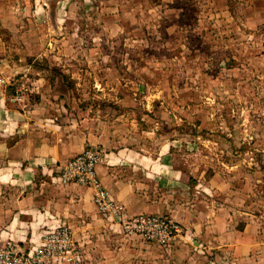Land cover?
<instances>
[{
  "label": "rangeland",
  "instance_id": "obj_1",
  "mask_svg": "<svg viewBox=\"0 0 264 264\" xmlns=\"http://www.w3.org/2000/svg\"><path fill=\"white\" fill-rule=\"evenodd\" d=\"M253 1L90 0L71 26L59 19L36 46L23 42L41 56L14 59L19 70L0 85L15 109L47 103L68 126L103 138L85 149L103 159L125 148L162 155L192 187L244 175L246 208L261 211L264 187L249 182L258 172L264 185V23L243 22ZM65 162L39 181L72 185L58 180ZM254 193L263 199L253 208ZM79 256L66 264L91 263Z\"/></svg>",
  "mask_w": 264,
  "mask_h": 264
},
{
  "label": "crops",
  "instance_id": "obj_2",
  "mask_svg": "<svg viewBox=\"0 0 264 264\" xmlns=\"http://www.w3.org/2000/svg\"><path fill=\"white\" fill-rule=\"evenodd\" d=\"M87 3L90 0H0V80L5 82L2 74L19 70L14 59L41 56L37 50H24L23 42L36 46L39 32L47 27L52 32L59 19L71 26L80 6ZM244 11L243 22L250 27L264 23V0H254ZM68 125L47 103L27 111L15 109L0 85L2 241L12 240L30 250L41 244L47 232L66 225L90 264H264V209L246 208L244 175L237 176L232 185L222 177L192 187L162 155L149 161L132 149L107 152L97 172L113 201L131 217L166 215L188 231L186 238L170 248L128 236L119 226L121 234L111 231L110 220L95 205L92 189L39 181L59 162L83 153L89 145L103 144V138L92 133L86 136L78 125ZM260 175L255 173L249 182L261 190ZM258 194H253V208L263 199ZM157 246L164 249V255Z\"/></svg>",
  "mask_w": 264,
  "mask_h": 264
},
{
  "label": "built area",
  "instance_id": "obj_3",
  "mask_svg": "<svg viewBox=\"0 0 264 264\" xmlns=\"http://www.w3.org/2000/svg\"><path fill=\"white\" fill-rule=\"evenodd\" d=\"M4 83V80H0ZM103 152L91 147L62 164L58 180L94 191V202L100 213L117 223L128 236L139 237L148 243L170 248L187 237L188 231L166 215L129 216L125 208L110 197L97 172ZM79 250L69 227L60 225L47 232L39 246L26 250L15 241L0 239V264H66L78 263Z\"/></svg>",
  "mask_w": 264,
  "mask_h": 264
}]
</instances>
